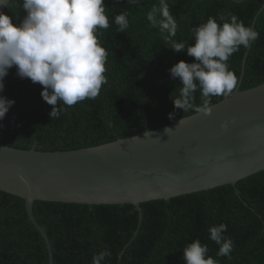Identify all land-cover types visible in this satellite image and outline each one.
I'll return each mask as SVG.
<instances>
[{
	"label": "trees",
	"instance_id": "16d2710c",
	"mask_svg": "<svg viewBox=\"0 0 264 264\" xmlns=\"http://www.w3.org/2000/svg\"><path fill=\"white\" fill-rule=\"evenodd\" d=\"M178 22L177 42L194 44L191 29L209 17L235 15L245 26H254L259 38L251 45L240 90L264 83V0H168ZM158 0H105L110 27L103 32L109 52L108 83L95 100H85L51 119L52 106L43 100V86L20 78L15 67L5 78L3 95L15 101L0 121V143L19 150L73 151L112 143L154 131L196 114L174 107L179 79L170 69L180 61L194 62L185 52L170 50L147 13ZM128 12L125 33L114 18ZM14 23L24 18L22 0L6 7ZM18 16V18H15ZM248 48L241 47L229 60L240 81ZM239 84V83H238ZM236 90V89H235ZM224 97H212L210 106ZM195 103H202L200 92ZM60 107H64L60 105ZM175 113V119L169 114ZM37 222L45 230L54 264H92L94 254L112 253L105 264H185L183 249L199 239L218 264H264V171L237 183L210 191L140 205H83L38 201ZM142 217V219H140ZM227 225L226 237L234 241L232 259L217 256L219 246L208 229ZM43 236L29 220L26 203L0 190V264H49Z\"/></svg>",
	"mask_w": 264,
	"mask_h": 264
},
{
	"label": "water",
	"instance_id": "95a60500",
	"mask_svg": "<svg viewBox=\"0 0 264 264\" xmlns=\"http://www.w3.org/2000/svg\"><path fill=\"white\" fill-rule=\"evenodd\" d=\"M5 8L0 5V11ZM250 48L236 90L210 106V116L196 113L154 131L73 151L19 150L0 143V190L25 200L49 264H54L53 248L34 215L38 201L140 209L152 201L236 187L264 171V83L240 90Z\"/></svg>",
	"mask_w": 264,
	"mask_h": 264
},
{
	"label": "clouds",
	"instance_id": "9594fccd",
	"mask_svg": "<svg viewBox=\"0 0 264 264\" xmlns=\"http://www.w3.org/2000/svg\"><path fill=\"white\" fill-rule=\"evenodd\" d=\"M16 3L17 0H0V5L7 8ZM127 4L141 6V0H127ZM22 9L25 15L19 23L0 11V93L4 92L9 70L15 67L20 78L43 86L41 96L52 106V120L68 107L95 100L108 83L109 52L102 40L104 30L110 27L105 0H22ZM128 15L125 11L115 16L119 33L129 28ZM146 18L152 28L159 30L170 50L177 54L186 51L194 58L192 63L182 60L170 69L172 79H179L181 85L179 95H174L176 89L170 96L175 109L210 116L211 98H229L238 86L229 60L241 47H251L259 38L258 32L235 15L226 18L221 14L218 19L222 23L209 17L191 29L194 44L189 45L174 39L179 26L168 0H158ZM197 91L202 100L199 106L195 103ZM14 103L0 95V121ZM169 119H175V113H170ZM169 130L166 128L165 132ZM208 231L210 239L219 246L217 256L231 260L235 245L231 237L224 235L227 225L211 226ZM183 253L185 264H218L199 239L188 244ZM111 255L102 250L94 254L92 264H105Z\"/></svg>",
	"mask_w": 264,
	"mask_h": 264
}]
</instances>
